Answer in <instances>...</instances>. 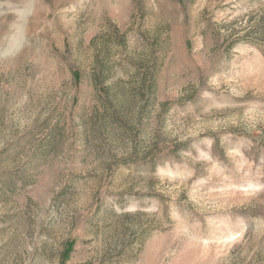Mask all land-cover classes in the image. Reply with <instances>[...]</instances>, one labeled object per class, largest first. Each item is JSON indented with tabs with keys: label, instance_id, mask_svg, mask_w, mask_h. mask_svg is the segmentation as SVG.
<instances>
[{
	"label": "rangeland",
	"instance_id": "374dc122",
	"mask_svg": "<svg viewBox=\"0 0 264 264\" xmlns=\"http://www.w3.org/2000/svg\"><path fill=\"white\" fill-rule=\"evenodd\" d=\"M0 264H264V0H0Z\"/></svg>",
	"mask_w": 264,
	"mask_h": 264
},
{
	"label": "clouds",
	"instance_id": "9594fccd",
	"mask_svg": "<svg viewBox=\"0 0 264 264\" xmlns=\"http://www.w3.org/2000/svg\"><path fill=\"white\" fill-rule=\"evenodd\" d=\"M24 14H27V10H22Z\"/></svg>",
	"mask_w": 264,
	"mask_h": 264
}]
</instances>
